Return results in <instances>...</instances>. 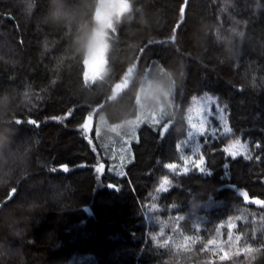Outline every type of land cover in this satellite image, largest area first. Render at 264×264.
<instances>
[{
  "label": "trees",
  "instance_id": "trees-1",
  "mask_svg": "<svg viewBox=\"0 0 264 264\" xmlns=\"http://www.w3.org/2000/svg\"><path fill=\"white\" fill-rule=\"evenodd\" d=\"M126 2L131 18L124 13L108 31L107 73L89 84L95 33L87 30L98 25L101 0H67L76 15L67 28L51 21L57 0H0V104L11 113L0 130L16 133L0 169V206L32 195L38 179L56 202L32 222L33 244L12 240L11 214L0 213V249L23 247L27 264H264V0ZM149 69L175 81L176 106L161 124L139 129L130 164L112 168L119 137L102 133L100 119L111 126L136 116ZM206 93L226 106L231 132L199 138L195 160L202 154L210 175L195 163L172 173L163 165L184 164L177 147L188 134L186 110ZM236 139L250 156L223 152ZM29 171L38 173L24 179Z\"/></svg>",
  "mask_w": 264,
  "mask_h": 264
},
{
  "label": "rangeland",
  "instance_id": "rangeland-1",
  "mask_svg": "<svg viewBox=\"0 0 264 264\" xmlns=\"http://www.w3.org/2000/svg\"><path fill=\"white\" fill-rule=\"evenodd\" d=\"M126 4H128L126 0H101L98 11L101 18L97 20L98 25L102 26L108 22H113V18L118 14L122 16L125 13L122 6ZM108 48L105 49L98 29L90 44L87 59L88 65H86V80L89 84H95L104 79L107 73ZM141 79L137 98V114L135 117H132L122 124L111 126L108 125L105 118L100 119L99 127L100 129L103 128V131L101 130L102 133L105 134V131L108 133L113 132L115 136L119 137L117 139V141H119H116L117 144L115 145L114 152L115 156H119V161L117 163H112V168L130 164L132 162V144L138 140L139 129L144 125L155 127V125L161 124L172 113V110L176 106L175 92L173 94L168 93V88L173 83V80L166 73L160 70L152 71L149 69L141 76ZM126 84H128V80L125 81V84L118 85L117 88H115V94L120 93V91L125 88ZM209 97L217 100L216 96L206 93L202 96L193 98L190 102L186 110L187 114H185L186 123L188 124V133H196V129L191 127L193 124L204 131V135L206 133H215V135L219 133L225 134L223 131L225 122L227 127L230 128L225 112L217 113V105L207 103ZM209 111L215 115H211ZM221 116L223 119L220 118ZM90 122L92 125V120H90ZM200 136L201 135H196L194 139H190L187 134L186 138L180 143L182 159L183 156L186 155V151H190L192 147L199 143ZM184 144H186V149L183 147ZM241 144L246 145V151L238 147H234L232 151L238 153L236 156H250L249 146L243 142H241ZM129 154H131V160H128ZM194 160L195 157L189 158L187 163H185L184 160V164L178 165L175 171L170 170V172L175 174H178L177 172L186 173V171L195 167V165H193ZM102 171H104V169H102L101 172Z\"/></svg>",
  "mask_w": 264,
  "mask_h": 264
},
{
  "label": "clouds",
  "instance_id": "clouds-1",
  "mask_svg": "<svg viewBox=\"0 0 264 264\" xmlns=\"http://www.w3.org/2000/svg\"><path fill=\"white\" fill-rule=\"evenodd\" d=\"M123 11L130 17L132 8L131 3L129 2L126 5L122 6ZM30 11H34V7L30 8ZM51 21L62 27H70L76 21V15L73 11V8L70 4L67 3V0H57L56 6L50 12ZM100 13H94L92 20L95 24V21L100 20ZM123 16L116 15L114 23L108 22L106 24L96 25L91 29L87 30V35L91 36L93 33L97 32L99 29L102 43L104 44L105 49L110 47L109 41L111 37L108 35V31H116L115 24L121 23ZM246 27V22H245ZM84 29L81 30L80 35H84ZM232 35L238 37L240 40H243L245 36V31L239 28L232 29ZM229 40V44H231ZM176 90V83H173L168 88V93L173 94ZM0 118L11 119V113L7 105L0 104ZM18 120V119H17ZM17 120H13V123H16ZM17 124V123H16ZM15 131L11 128L5 130H0V169H4L8 163V153L13 151L12 145L14 143L13 137L15 136ZM37 172L29 171L28 175L24 179H28L30 176L37 174ZM44 185L41 183V180L38 179L33 181L30 186L32 190V195L25 194L22 199L16 200L11 203L9 209H3L0 206V213H10L9 216L10 224L8 228V234L15 241H24L27 240L28 244H33L34 240L29 236L31 231V225L36 217L39 215L46 214L48 211L52 210L53 207H50L51 204L56 202L52 200V189L49 187L47 192H41V188ZM14 187H8V191H11ZM18 191V186L15 187ZM2 190V187H0ZM63 191V189H61ZM66 199L64 204L68 203L71 199L72 193H65ZM2 199V198H0ZM63 206L55 208V210L60 211ZM38 222V221H37ZM0 243H3L0 241ZM0 264H27V256L24 255L23 247L17 246L12 247L11 244L6 245L4 248L0 249Z\"/></svg>",
  "mask_w": 264,
  "mask_h": 264
},
{
  "label": "snow or ice",
  "instance_id": "snow-or-ice-1",
  "mask_svg": "<svg viewBox=\"0 0 264 264\" xmlns=\"http://www.w3.org/2000/svg\"><path fill=\"white\" fill-rule=\"evenodd\" d=\"M182 11H183V9H182ZM175 27L178 29V28H179V24H177ZM241 90H243V89H241ZM207 103H208V104H216V105H217V113H223V111H224V107H226V106L221 107V106L219 105V103H218V100H214L212 97H209V98H208ZM209 112H210L211 115H215L214 113H211V111H209ZM220 118L223 119L222 116H221ZM54 119H55V118H54ZM16 123H17V124H20L21 121H20V120H17ZM28 123L36 124L37 122H36V121H28ZM37 126H38V125H37ZM83 127L86 128V127H87V124H84ZM191 127H192L193 129H196V133L194 134V133H192V132H189V133H188V137H189L190 139H194V138L196 137V135H204V131H202L201 129L197 128V126H196L195 124H193ZM161 131H162V132L167 131V126H165V128L162 129ZM223 131H224L225 133L231 132V128L227 127L226 122H225V125L223 126ZM214 138H215V137H214ZM208 142H209V141H208V137L205 136L204 143L207 144ZM186 144H187V143H186ZM186 144L183 145L184 148H185V145H186ZM259 146H260L259 144H256V147H259ZM200 147H201V145H200L199 143H197L194 147H192V148L190 149V151H186V155L183 156V159L185 160V163H187V161H188L189 158H191V157H195V156L197 155V153L199 152ZM234 147H238V148H240V149H243L244 151L247 150L246 145H242L241 142H240V140H239V139H236V140L233 141V143L229 144L228 147H225V148L223 149V152L227 153L228 156H231V157L234 159V158L236 157V155L238 154L237 152L232 151V149H233ZM180 148H181V145L178 144L177 151H179ZM185 149H186V148H185ZM240 154H242V153H240ZM246 158H249V159H250V157H246ZM129 162H130V161H129ZM204 162H205V161H204V156H203L202 154L199 156L198 160H194V161H193V163L196 164V168L198 169L199 172H201V174H207V175H210V174H211L210 171H209L210 168H209V169H205V168L203 167ZM198 165H199V167H198ZM102 167H103V166H101V168L97 169V171H98V172L101 171V170H102ZM163 167L166 168V169H169V170L175 171V170L177 169V164H176V163H171V162H170V163L164 164ZM225 167H227V165H225ZM62 170H63L64 172H67V171H68V168H67L66 166H64V167L62 168ZM117 174H118V175H123L122 172H121V173H117ZM169 183H170V181H169L168 179H165V180H164V185H167V184H169ZM110 186L113 187V188H115L116 190H119V186H118V185H110ZM161 190H163V191H167V189L163 188V185L161 186ZM12 191L15 192V189H13ZM243 195H244V197H245V196H247V193L245 192V193H243ZM256 202H259V201H256ZM212 243H215V242H212Z\"/></svg>",
  "mask_w": 264,
  "mask_h": 264
},
{
  "label": "bare ground",
  "instance_id": "bare-ground-1",
  "mask_svg": "<svg viewBox=\"0 0 264 264\" xmlns=\"http://www.w3.org/2000/svg\"><path fill=\"white\" fill-rule=\"evenodd\" d=\"M120 88V87H119ZM121 92V91H120ZM187 114V113H186ZM109 159V158H108ZM110 160V159H109ZM114 163V162H113ZM169 170V169H168ZM172 174V173H171Z\"/></svg>",
  "mask_w": 264,
  "mask_h": 264
}]
</instances>
